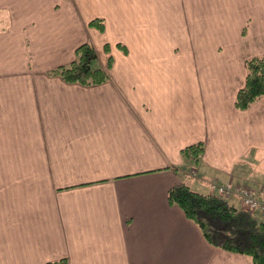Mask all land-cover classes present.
Listing matches in <instances>:
<instances>
[{
    "label": "crops",
    "instance_id": "1",
    "mask_svg": "<svg viewBox=\"0 0 264 264\" xmlns=\"http://www.w3.org/2000/svg\"><path fill=\"white\" fill-rule=\"evenodd\" d=\"M85 41L106 80L48 74ZM263 53L264 0H0V264H252L167 193L264 195V96L234 104Z\"/></svg>",
    "mask_w": 264,
    "mask_h": 264
},
{
    "label": "trees",
    "instance_id": "2",
    "mask_svg": "<svg viewBox=\"0 0 264 264\" xmlns=\"http://www.w3.org/2000/svg\"><path fill=\"white\" fill-rule=\"evenodd\" d=\"M103 24V19L99 17L89 21V25L99 30L103 29ZM75 51V59L50 69L48 74L81 84L101 83L109 77L105 69L90 66L94 57L90 42L80 43ZM245 66L244 83L234 100L238 109L247 108L264 96V53L248 57ZM203 151L204 144L198 141L184 146L181 154L185 159L197 161ZM167 198L168 202L178 205L199 226L210 244L226 251L249 255L252 264H264V220L259 215L241 209L215 192H200L183 182L170 186ZM44 264H68V261L60 257Z\"/></svg>",
    "mask_w": 264,
    "mask_h": 264
},
{
    "label": "built area",
    "instance_id": "3",
    "mask_svg": "<svg viewBox=\"0 0 264 264\" xmlns=\"http://www.w3.org/2000/svg\"><path fill=\"white\" fill-rule=\"evenodd\" d=\"M211 187L218 195L227 198L237 197L241 209L264 213V196L258 195L254 189L234 184L231 181L226 183L212 182Z\"/></svg>",
    "mask_w": 264,
    "mask_h": 264
},
{
    "label": "rangeland",
    "instance_id": "4",
    "mask_svg": "<svg viewBox=\"0 0 264 264\" xmlns=\"http://www.w3.org/2000/svg\"><path fill=\"white\" fill-rule=\"evenodd\" d=\"M99 18H101V17H99ZM93 19V18H92ZM103 19V18H102ZM103 22H104V19H103ZM89 23V22H88ZM105 24H103V26H104ZM89 26H91V25H89ZM91 27H93V26H91ZM96 28V27H95ZM98 29V28H97ZM103 29H104V27H103ZM102 29V30H103ZM99 30V29H98ZM102 30H100V31H102ZM86 42H89V41H86ZM91 43V42H90ZM92 44V43H91ZM121 44H119V46H120ZM92 46H93V49H94V54H95V52H96V49H95V47H94V45L92 44ZM122 47V46H121ZM76 49V48H75ZM75 53V57H74V59L76 58V51L74 52ZM72 61V60H71ZM70 63V62H69ZM95 63H96V61H95ZM111 62H109L108 63V66H109V64H110ZM68 64V63H67ZM111 65V64H110ZM193 173V172H192ZM12 177L13 176V174H12V172L10 171L9 172V174H8V177L7 178H5L4 176H3V178H0V196H5V194H4V192H5V190L7 189V187H8V185H7V182H8V180H9V177ZM18 178V180H16L17 182H19V183H22V181H23V177H17ZM5 180V181H4ZM254 191H256V190H254ZM257 192V191H256ZM21 194H23V191L22 192H16V191H14V193H13V195L12 196H21ZM257 194L258 195H262V194H259L258 192H257ZM262 196H264V195H262ZM258 215V214H257ZM260 217V219H263L264 220V217H262V216H259Z\"/></svg>",
    "mask_w": 264,
    "mask_h": 264
}]
</instances>
